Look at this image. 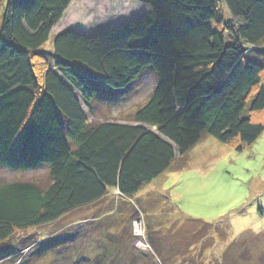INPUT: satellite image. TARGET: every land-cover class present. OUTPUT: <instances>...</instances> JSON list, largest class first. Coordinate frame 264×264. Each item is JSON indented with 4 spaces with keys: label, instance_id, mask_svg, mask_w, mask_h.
<instances>
[{
    "label": "trees",
    "instance_id": "1",
    "mask_svg": "<svg viewBox=\"0 0 264 264\" xmlns=\"http://www.w3.org/2000/svg\"><path fill=\"white\" fill-rule=\"evenodd\" d=\"M74 1L0 0V168L47 170L44 182L0 181V261L32 246L15 241L17 232L55 224L111 191L133 200L204 133L239 153L264 133L255 120L264 64L251 58L264 53V0H128L150 13L94 36L54 35ZM146 69L156 84L129 124L90 121L85 109L95 116L101 99L125 97ZM109 257L105 250L97 264Z\"/></svg>",
    "mask_w": 264,
    "mask_h": 264
},
{
    "label": "rangeland",
    "instance_id": "2",
    "mask_svg": "<svg viewBox=\"0 0 264 264\" xmlns=\"http://www.w3.org/2000/svg\"><path fill=\"white\" fill-rule=\"evenodd\" d=\"M143 11L128 0H75L61 29L73 26L76 33L94 36L138 19ZM222 13L233 28L238 26L226 6ZM58 32L57 27L53 34ZM44 49H52V41ZM251 58L264 64L263 52ZM150 71L156 77L151 69L143 73ZM154 76L143 74L125 97L115 95L108 104L101 99L95 116L85 109L90 121L129 124L149 100ZM255 120L264 123V113ZM46 174L45 168L28 173L0 168V181L44 182ZM53 239L67 242L62 251L33 253ZM25 240L32 244L29 249L0 264H97L105 250L108 264H165L155 248L166 264H264V133L241 153L204 133L133 200L111 191L55 224L16 233L15 241Z\"/></svg>",
    "mask_w": 264,
    "mask_h": 264
},
{
    "label": "crops",
    "instance_id": "3",
    "mask_svg": "<svg viewBox=\"0 0 264 264\" xmlns=\"http://www.w3.org/2000/svg\"><path fill=\"white\" fill-rule=\"evenodd\" d=\"M139 8H141L142 10H144L143 11V16L144 15H146V14H148V13H150V11H151V9L149 8V7H146V6H143V5H138V9ZM63 21H64V19L62 20V22L58 25V33L57 34H59L60 32H62V31H64V28L63 29H61V26H62V24H63ZM72 28H74L73 26H72ZM72 28H70V29H72ZM73 30H75V29H73Z\"/></svg>",
    "mask_w": 264,
    "mask_h": 264
},
{
    "label": "bare ground",
    "instance_id": "4",
    "mask_svg": "<svg viewBox=\"0 0 264 264\" xmlns=\"http://www.w3.org/2000/svg\"><path fill=\"white\" fill-rule=\"evenodd\" d=\"M140 225V224H139ZM137 228V227H136ZM141 236V235H140Z\"/></svg>",
    "mask_w": 264,
    "mask_h": 264
}]
</instances>
